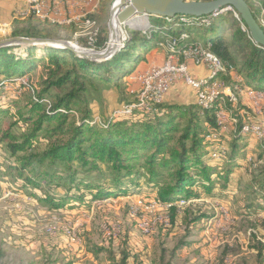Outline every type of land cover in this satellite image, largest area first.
<instances>
[{
    "label": "trees",
    "instance_id": "1",
    "mask_svg": "<svg viewBox=\"0 0 264 264\" xmlns=\"http://www.w3.org/2000/svg\"><path fill=\"white\" fill-rule=\"evenodd\" d=\"M244 1L264 33V0ZM238 17L239 23L234 19L229 22L226 13L218 12L201 18L149 16L145 31H129L122 47L101 63L47 46H24L21 51L20 47L1 48L0 123L12 115L22 93L31 95L28 108L17 109L13 122L5 129L0 127V145H3L0 157L8 161L6 174L21 179L25 187L42 191L44 197L40 201L58 210L73 205L87 208L96 200L131 196L143 186L152 192L147 194L150 199L163 205H173L182 199L193 201L200 195L214 197L213 188L219 182H222V193L229 185L239 187L243 171L250 177L245 187L254 190L252 193H258L260 198L251 213H263L264 167L254 174L249 171L253 162L249 167L245 163V154L251 151L247 140L253 135L242 133L241 129L250 121L241 106L232 112L233 104L224 92L217 94L209 108L200 107L195 101L190 106L163 102L129 115L108 117L103 119V124L92 123L94 116L87 95L89 89L107 88L110 83L117 86L120 78L130 75L145 62L143 53L156 47L157 42L162 43L153 37L169 38L179 52L189 45H201L220 60L226 72L235 75L234 79L220 75L233 92L239 89L264 94V47L253 42ZM226 24L228 33L222 36V27ZM51 26L32 19L15 21L9 35L59 40L48 34L49 28L59 29ZM202 37H207L205 42L199 40ZM105 43L101 32L94 45L100 51ZM173 54L177 53L169 57ZM37 69L38 90L29 82H19L12 87L13 95L5 98L2 91L6 86H11L15 79H27ZM222 98L225 111H231L237 119L236 129L230 134L222 132L215 115ZM239 111L244 113L241 117ZM76 112L80 117L70 121ZM181 120L185 121L183 126L179 125ZM260 147L257 161L264 157V139ZM214 153L219 155L218 160L212 159ZM43 187L48 188V195ZM175 212H178L175 206L168 209L171 223ZM100 251L103 250L97 249L96 253ZM108 260L109 264H135L123 252L117 260L114 257Z\"/></svg>",
    "mask_w": 264,
    "mask_h": 264
},
{
    "label": "rangeland",
    "instance_id": "2",
    "mask_svg": "<svg viewBox=\"0 0 264 264\" xmlns=\"http://www.w3.org/2000/svg\"><path fill=\"white\" fill-rule=\"evenodd\" d=\"M90 1L93 7L91 13L93 21H89V25L76 27L48 24L33 17L17 20L18 16L12 17V14L21 7L23 0H0V41L12 38L9 34L13 22L32 19L36 23L59 27V29L49 28L48 34L70 42L78 51L77 47L98 51L95 45L93 47L89 45L88 35L94 33L93 39H97L102 32L106 46L109 36V9L114 0ZM95 4L97 6L94 8ZM69 5L72 4L69 2ZM220 13H226L229 22L231 19L236 23L240 22L238 15L231 8L222 9L218 12ZM147 28V17L140 16L134 19L120 30L117 29L115 45L119 39L122 47L129 31H145ZM227 30V24L223 25L221 35L227 36ZM163 38L153 37L154 40L158 39L162 43L157 42L156 47L143 53L145 58L157 52L160 53L162 62L166 58L179 57L180 52L175 51V42L170 46L167 44L170 39ZM206 38L202 37L199 40L205 42ZM14 47H20L21 51V47L24 46ZM188 47L207 51L199 44L189 45L186 48ZM174 52L177 54L169 57V54ZM153 63L158 62L154 60ZM144 67L137 68L130 75L120 78L117 86L110 83L107 88L99 86L96 90L89 89L87 93L90 100L89 107L92 116L98 118L97 120L93 118V124H103V119L114 117L116 111L123 107L126 111H122V115H129L143 108L132 103L136 101V94L141 89L136 74L142 73ZM38 75L39 69L27 76V79H15L11 86L4 88L3 95L6 96L5 98L12 96L13 88L19 82L23 84L29 82L38 90L40 82ZM228 75L235 78L233 73L225 70L224 77ZM209 77L210 74L208 78L198 79L202 82L210 80L204 83L205 92L219 81L224 83L220 76L210 79ZM182 86L184 85L182 84L181 88H178L179 85L174 86L172 93L175 96L167 102L164 99V104L193 105L194 93ZM230 90L229 87V91L225 94L230 96L229 99H236V103H232V112L241 106L245 109L244 116L250 121L242 127H247L249 130L247 133H251L255 138L247 140L251 151L248 155L245 154V163L249 167L252 161L253 165L249 167V171L257 174L264 167V157L263 160L257 161L260 150L262 151L260 141L264 139V94L257 95L258 93L252 94L239 89L235 92ZM221 92L224 90H216L215 95ZM3 100L5 102L7 99ZM30 100V93H22L11 111L12 115L4 117L0 127L7 128L13 122V114L16 110L28 108ZM213 102L214 100L207 103V106ZM222 103L224 104L223 98L216 107L215 115L216 117L218 114L222 115V121L227 123L228 128L221 130L230 134L236 129L237 119L231 115V111H225ZM238 113L239 117L244 114L242 111ZM79 117L80 113L76 112L75 115L72 114L70 121L75 122ZM184 122L181 120L179 125L183 126ZM255 129H258L259 135L263 136L259 138ZM243 131L241 129V132L245 133V130ZM1 146L3 145H0V153L3 151ZM211 157L214 160L219 159L216 153ZM0 162V264H109V257L117 260L122 252L128 253L130 262L134 261L135 264H264V212L258 215L251 213L256 200L260 198H257L258 193H252L254 190L245 187L250 177L243 171H241L239 187L235 188L234 184L229 185L227 191L222 193V182H219L213 188L216 194L214 197L200 195V198H194L193 201L182 199L173 205H163L156 199H150L147 194L152 192H148L143 186L142 190L134 195L96 200L87 208L73 205L54 210L40 201L44 197L42 191L25 187L21 179L6 174L5 168L8 165L6 157H0ZM213 178H216L215 175ZM43 188L48 195V188ZM249 204L251 205L248 208ZM171 206H177L178 209L173 223L170 222L168 213ZM97 249L103 251L96 253Z\"/></svg>",
    "mask_w": 264,
    "mask_h": 264
},
{
    "label": "built area",
    "instance_id": "3",
    "mask_svg": "<svg viewBox=\"0 0 264 264\" xmlns=\"http://www.w3.org/2000/svg\"><path fill=\"white\" fill-rule=\"evenodd\" d=\"M90 5L91 2L77 6H69V1L64 0H23L21 7L13 12L12 17H25V12L34 11L45 16L57 15L63 18H80L84 20V16L87 14V7H90ZM96 40L94 39L93 41L96 42ZM167 44L171 46L174 44V41L167 42ZM190 63L194 66L205 67L209 73L213 70L225 69L220 60L210 51L199 50L196 47L191 48L183 56L166 58L161 64L152 63L142 73H137L136 75L141 83V89L137 92V99L132 104L139 105L143 108L161 104L178 82L192 90L194 93V101L197 105L215 100L216 90H229V86L219 81L212 88H207L206 92L196 93L198 79L190 74ZM250 93L257 94V92ZM229 100L233 104L236 103V99ZM122 111H126L124 107L117 110L114 115L120 116L122 115ZM94 119L97 120L98 118L95 117ZM217 119L222 125V130L228 128L227 123L222 121L221 114L217 115ZM261 122L263 124V120Z\"/></svg>",
    "mask_w": 264,
    "mask_h": 264
},
{
    "label": "water",
    "instance_id": "4",
    "mask_svg": "<svg viewBox=\"0 0 264 264\" xmlns=\"http://www.w3.org/2000/svg\"><path fill=\"white\" fill-rule=\"evenodd\" d=\"M230 7L244 22L251 39L259 46L264 47V33L252 17L248 5L244 0H210V1H186V0H114L111 3L108 17V43L100 51H91L80 48L76 50L71 44L63 40H38L25 38H9L0 41V49L14 46H47L48 48L67 50L77 57L96 63L109 60L120 48L118 42L115 46L110 43L116 37V29L128 24L134 17H156L172 19L175 17L201 18L211 16L220 10Z\"/></svg>",
    "mask_w": 264,
    "mask_h": 264
},
{
    "label": "bare ground",
    "instance_id": "5",
    "mask_svg": "<svg viewBox=\"0 0 264 264\" xmlns=\"http://www.w3.org/2000/svg\"><path fill=\"white\" fill-rule=\"evenodd\" d=\"M66 1V0H64ZM72 5H69V6H77V5H81V4H84V3H89L91 2L90 0H87V1H81L79 2V0H68ZM97 6V4H95L94 8ZM230 8V7H228ZM221 11V10H220ZM93 12V7H92V2H91V5L90 7H87V14H85L84 16V20L80 19V18H63L61 16H57V15H42L41 13H37V12H34V11H27L25 12V17H22V16H18L17 17V20L19 18H26V17H33L35 18L36 20H39V21H42L44 23H48V24H55V25H75L76 27L77 26H81L83 24L85 25H89L90 22H92L93 20L91 19V13ZM217 14V12L215 14H213V16H215ZM140 16H136L134 17V19H138ZM90 21V22H89ZM62 26V27H64ZM70 27V26H69ZM87 28V27H86ZM79 29V28H78ZM91 29V28H90ZM118 29V28H117ZM117 29H116V37L115 39H113L111 41V44L110 46H115V43H116V38H117ZM81 34V33H80ZM90 36L89 40H88V43L89 45H94V33L91 34V35H88ZM96 36V35H95ZM81 37V36H80ZM70 43V42H69ZM87 43V42H86ZM76 45V44H75ZM77 46V45H76ZM190 50V48H186L184 50H182L178 56H183V54H185V52H188ZM92 51V50H91ZM175 53V52H174ZM174 55V54H173ZM210 74V78H217V76H220V75H224L225 74V69H220V70H213L212 72L209 73ZM210 81V80H208ZM208 81H198L197 84H196V93H203L205 92L204 91V83L206 84V82ZM226 91H229V90H224V93H227ZM227 95V94H226ZM217 94L215 95V98H216ZM230 97V96H229ZM213 101V100H212ZM210 101V102H212ZM210 102H206V103H199L198 106L200 107H203V108H209L207 106V103H210ZM259 125V124H258ZM245 130V133H247L248 128L247 127H244L242 128V131ZM253 130V129H252ZM254 131V130H253ZM256 131V134L260 137H262L263 135H259L260 133L257 132L258 129H255ZM244 132V131H243ZM254 134V133H253Z\"/></svg>",
    "mask_w": 264,
    "mask_h": 264
},
{
    "label": "crops",
    "instance_id": "6",
    "mask_svg": "<svg viewBox=\"0 0 264 264\" xmlns=\"http://www.w3.org/2000/svg\"><path fill=\"white\" fill-rule=\"evenodd\" d=\"M97 13V12H96ZM95 18V17H94ZM133 21V20H132ZM7 23V22H6ZM147 57V56H146ZM146 61L142 62L137 68L140 69V67H144L143 70H145L147 68V66H149L150 64L153 63V61L155 60L156 62H158L157 64H161V59L162 57L160 56V53H156L155 55L152 54L151 57H147L145 58ZM148 60H150L148 62ZM136 68V69H137ZM190 74L196 78V79H204V78H208L209 72L208 70H206L203 66H194L192 63H190ZM179 85L178 88H181L182 83L178 82L175 87H177ZM184 87V86H182ZM186 87V86H185ZM188 88V87H187ZM188 91L192 92V90L190 88H188ZM174 90L170 91L169 94H167V96L165 97V101H169L168 99H171L174 95ZM175 99V98H174Z\"/></svg>",
    "mask_w": 264,
    "mask_h": 264
}]
</instances>
